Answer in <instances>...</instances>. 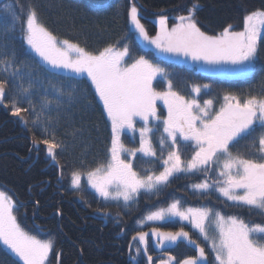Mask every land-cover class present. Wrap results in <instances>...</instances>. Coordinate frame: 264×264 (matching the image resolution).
I'll use <instances>...</instances> for the list:
<instances>
[{"label":"snow or ice","instance_id":"snow-or-ice-1","mask_svg":"<svg viewBox=\"0 0 264 264\" xmlns=\"http://www.w3.org/2000/svg\"><path fill=\"white\" fill-rule=\"evenodd\" d=\"M5 9L11 17V34L0 36V72L7 77L0 78V105L26 127L29 119L25 114L35 112L31 85L24 87L23 83H15L22 81L24 76L17 64V51L10 46L18 30L19 39L26 46L22 50L38 58L33 62L40 72L68 80L87 78L110 123L109 159L87 172L72 169V189L82 191L86 178L88 187L104 201L122 200L128 206L137 201L141 191L159 195L177 174H202L203 180L189 185L193 191L208 194L214 190L231 202V206L246 207L250 212L264 216V82L259 95L250 92L241 98L226 93L219 109H215L213 99H204L202 103L199 99L202 94L210 93L211 84L192 83L189 85L191 94L185 96L177 90L174 74L146 55L150 48L159 58H179L183 63H190L196 71L210 76L247 79L255 72L256 62L264 53V9L246 14L242 30H234L229 24L217 34L209 35L198 26L199 4L194 2L186 14L175 17L171 27L167 15L158 16L155 20L157 28L152 35L142 23L143 16L136 0H129L128 31L122 37L126 42L120 45L118 41L96 52L68 39H58L41 22L32 5L26 8L22 4L5 5ZM92 10L97 11L96 8ZM4 19L0 16V23ZM129 40L135 42L139 53L144 54L134 52ZM34 74V70L28 73L29 76ZM158 82L166 86L165 90H158ZM13 87H18L23 96H14L6 102V89ZM54 91L55 103L59 106L64 92ZM158 101L166 109V116H161ZM25 102L29 107L23 106ZM53 102L47 100L43 107L51 111L49 105ZM139 122L142 124L138 127ZM31 123L36 125L38 117ZM161 124L158 156L151 137ZM28 130L33 133L36 152L39 153L40 145H43L46 156L64 179L65 165L57 151L65 149L63 141L58 140L54 132L49 135L47 125L41 137L35 135L33 128ZM125 132L139 133V147L130 148L123 143L121 137ZM241 141L247 142L245 150L234 152ZM188 145L192 148L190 159L184 158L182 152ZM138 153L160 160L163 170L158 174L152 169H146L145 174L138 172L133 163ZM99 211L108 215L104 209ZM16 212L12 197L0 191V251L3 256L11 264H49L55 241L29 234L18 222ZM211 216V208H183L178 199L172 200L167 207L149 212L138 221L140 230L132 238L138 241L135 245L137 255L143 247L148 264H155L148 251L149 233L142 230L145 222H170L178 218L198 230L214 255L215 264H264V224L248 222L235 215L224 216L216 211L218 235H210L205 222ZM150 235L155 248L167 255V259H159L158 264H176L177 258L169 253L181 241L194 245L197 255L189 256L179 264H208L205 247L193 239L183 225L175 232L152 226ZM129 247L131 251L133 245ZM56 258L59 264L60 253ZM0 264H4L3 259Z\"/></svg>","mask_w":264,"mask_h":264},{"label":"trees","instance_id":"trees-1","mask_svg":"<svg viewBox=\"0 0 264 264\" xmlns=\"http://www.w3.org/2000/svg\"><path fill=\"white\" fill-rule=\"evenodd\" d=\"M194 2L199 4L196 13L198 26L208 34H217L229 24L239 31L246 14L264 9V0H136L143 16L142 23L152 35L157 28L154 18L167 15L168 24L172 25L175 17L186 14ZM18 4L25 8L28 5L34 6L41 22L58 39H68L89 51L96 52L109 44H117L118 41L120 45L126 42L122 37L128 31L129 0H0V16L5 18L0 23V36L11 34V17L5 5ZM93 8L97 11H93ZM127 42L134 52L144 54L138 52L134 41ZM10 46L15 47L17 64L24 73L23 80L15 83H23L24 87L31 85L30 95L35 112L32 115L25 114L29 119L26 127L0 105V190L7 192L15 200L17 220L25 231L39 239L55 241L49 264H58L57 253H60L59 264H146L143 255L132 259V252L129 253L132 238L140 230L138 221L143 220L151 211L167 207L174 199L180 200L182 207H208L224 216L235 215L248 222L264 224V216L255 211L250 212L246 207L231 206V202L216 192L201 194L193 191L189 185L203 180L202 174H177L159 195L141 191L137 201L128 206L104 201L85 184L80 192L72 189V169L87 172L109 159L111 131L103 114V107L86 78L68 80L49 77L40 72L33 62L37 58L22 50L26 46L22 45L18 30ZM146 55L174 74L175 86L185 96L191 94L189 85L192 83L211 84L210 93L202 94L200 100H216L226 93L246 91L264 80V53L256 62L255 72L247 79L210 76L194 68L159 58L150 48L146 50ZM32 70L36 74L29 76L28 73ZM0 78L7 77L0 72ZM156 86L158 90L166 88L162 82H158ZM55 89L64 92L59 106L55 103ZM6 93V102L14 96H23L18 87L6 89ZM47 100L54 101L49 105L51 111L43 107ZM23 106L29 107L26 102ZM36 117L38 123L33 125L31 120ZM46 125L49 135L54 132L57 139L65 144L63 151L57 150L58 158L65 165L64 179L60 178L59 170L46 156L43 145H40L41 151L36 152L33 133L28 130L33 128L35 135L41 137ZM122 141L130 148L136 145L135 138L127 133L123 135ZM246 143L241 141L233 151L243 152ZM182 152L183 157L188 158L192 154L191 146H185ZM133 163L141 174H145L146 169L157 172L163 167L160 160L141 156H136ZM99 209L106 210L108 215L105 216ZM181 225L193 239L205 247L210 264H213L214 257L206 241L187 223L174 220L147 224L142 230L159 226L164 231L175 232L180 230ZM148 251L153 252L151 242H148ZM195 252V246L181 241L171 248L169 254L183 260L193 256ZM0 259L4 260V264H11L2 251Z\"/></svg>","mask_w":264,"mask_h":264},{"label":"rangeland","instance_id":"rangeland-1","mask_svg":"<svg viewBox=\"0 0 264 264\" xmlns=\"http://www.w3.org/2000/svg\"><path fill=\"white\" fill-rule=\"evenodd\" d=\"M163 15V14H162ZM160 16V15H159ZM158 17V16H157ZM157 17L156 18H154V22H155V20L157 19ZM157 26V25H156ZM172 25H170L169 24V27H171ZM242 30V29H241ZM209 35H215V34H209ZM154 52H155V50L154 49H152ZM156 53V52H155ZM34 55V54H33ZM157 55V54H156ZM38 59V58H37ZM166 60H168V61H172V62H174V63H177V64H180V65H184V66H188V67H190V68H193L192 66H191V64L190 63H183V62H181L180 61V59L179 58H172V59H166ZM220 77V76H219ZM84 78H86V77H84ZM87 79V78H86ZM262 82H264V80L262 81ZM262 82L260 83V84H258V85H256L255 87H253V88H250V89H248V90H246V91H242V92H238V93H236V95H239L241 98H244V97H246L250 92L251 93H254V94H257V95H259L260 93H261V91H262V87H261V85H262ZM98 98V97H97ZM200 102L202 103L203 102V100H200ZM158 103V106H159V108H158V110L160 111V113L161 112H163L164 114L162 115V113H161V116L163 117V116H166V114H167V112H166V109H164V106H163V104H162V102H157ZM223 103V96L222 97H220V98H218V99H216V100H214V108L215 109H219V107H220V105ZM101 104V103H100ZM102 105V104H101ZM108 124H109V127H110V123L108 122ZM141 124H142V122H139L138 123V127L139 126H141ZM162 124L160 125V128H159V130L158 131H154V134L152 135V142H153V145L156 147V149H157V155L159 156V154H160V151H159V136L161 135V133H162ZM110 131H111V127H110ZM125 133H127V134H129L132 138H135V140H136V145H135V147H139V133L137 132V133H135V134H133V133H130V132H125ZM124 133V134H125ZM124 134H122V139H123V135ZM181 142H183V141H181ZM189 147H190V145H188ZM192 155V154H191ZM191 155L188 157V158H186V159H190L191 158ZM137 156H141V157H143L141 154H137ZM165 156H166V152H165ZM146 158H151V157H146ZM153 159V158H152ZM161 164H162V162H161ZM163 170V167H162V169L161 170H159V171H162ZM159 171H157V174H158V172ZM213 175H215V173H213ZM83 184H85V185H87V180H86V178L84 179V181H83ZM88 186V185H87ZM90 188V187H89ZM91 189V188H90ZM92 191H94L93 189H91ZM0 191H3V190H0ZM213 192H215L214 190H212ZM5 192V191H4ZM6 194H8L7 192H5ZM217 193V192H216ZM218 195H219V193H217ZM9 196H11L10 194H8ZM12 197V196H11ZM12 199H13V197H12ZM14 200V199H13ZM14 202H15V200H14ZM114 202H119V203H122V204H124V202L122 201V200H120V201H114ZM183 208H189V207H183ZM214 211H213V216H211V217H209V219L205 222V226H206V228H207V230H208V232H209V234L210 235H218V231H217V228H216V223H215V217H214ZM144 219V218H143ZM175 220H179L178 218H176ZM181 222V221H180ZM184 223H187V224H189L188 222H186V221H183ZM160 223H165V222H145V225H147V224H160ZM189 225H191V224H189ZM192 227V226H191ZM145 232H148L149 233V237H148V242H151L152 243V246H153V252H149V254H151L152 256H153V260H154V262H155V264H158V261H159V259H167V255H163L162 254V252H161V250H159V249H156L155 248V246H154V241L152 240V238H151V235H150V232H151V227H148L146 230H144ZM164 231V230H163ZM198 231V230H197ZM39 239V238H38ZM186 242V241H185ZM187 243V242H186ZM207 243V242H206ZM138 244V241H133V239H132V245H133V247L131 248V251H129V253H131V258L133 259H136L137 257H139L140 255H143V247H141V252H140V255H137V253H136V250H135V245H137ZM192 246H194V245H192ZM210 249V248H209ZM211 251V250H210ZM197 255V253L195 252L194 253V255L193 256H196ZM213 255V254H212ZM144 256V255H143ZM145 257V256H144ZM213 257H214V255H213ZM145 259H146V264H148V261H147V257H145ZM179 261H181L180 259H178L177 258V260H176V264H179ZM208 264H210V261H209V258H208ZM213 264H215V260H214V263Z\"/></svg>","mask_w":264,"mask_h":264}]
</instances>
